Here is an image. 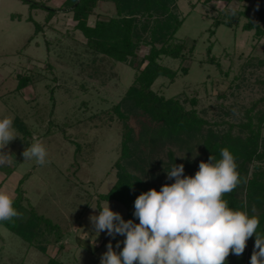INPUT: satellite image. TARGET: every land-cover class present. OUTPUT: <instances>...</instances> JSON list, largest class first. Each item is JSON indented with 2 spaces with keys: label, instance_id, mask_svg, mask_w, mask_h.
Masks as SVG:
<instances>
[{
  "label": "rangeland",
  "instance_id": "rangeland-1",
  "mask_svg": "<svg viewBox=\"0 0 264 264\" xmlns=\"http://www.w3.org/2000/svg\"><path fill=\"white\" fill-rule=\"evenodd\" d=\"M66 1L0 0V119L10 117L17 135L0 150L8 153L7 161L0 165V191L13 197L14 206L16 198L22 197L20 225L26 223L32 208L59 225L63 234L61 243L53 239L43 253L29 247L6 222L0 223V264H48L49 258L56 256L64 264H100L109 243L117 253L124 246V236L95 234L89 217L99 214L98 205L107 203L101 196L108 194L118 180L116 162L121 157L123 127L111 108L124 98L133 82L135 66L132 60L116 63L91 53L85 37L75 28L72 9L63 8L51 17L48 9L58 10ZM257 1L177 0L172 8L184 22L176 38L186 42L188 51L194 47V53L183 64L187 74L179 71L173 83L160 77L153 89L166 98H179L187 109H196L220 132L227 131L229 123L244 121L245 111L254 104L256 110H264V103L259 102L264 98V39L258 41L254 31L243 30L247 16L236 28L213 26L228 7L243 12ZM96 13L112 16L115 7L101 4ZM95 19H89V26H94ZM36 24L43 26L38 33ZM148 52L146 45L138 48L139 63ZM211 57L215 63L210 62ZM159 62L173 70L181 67L180 60L170 57H162ZM27 72L34 75L35 86L16 91L17 76ZM194 98L197 103L193 106L190 100ZM126 113L134 140L141 143L139 149L132 146L134 162L122 161L121 165L146 182L149 190L159 191L164 184L174 183L166 172L171 166L170 153L177 160L199 166L202 146L165 138L142 143L143 129L158 126L136 112ZM16 120L28 134L16 128ZM34 139L48 150V163L43 166L24 161L22 156ZM108 203L112 211L129 220L122 204ZM62 243L65 247L59 253ZM250 250L248 240L241 256L231 254L227 260L246 259Z\"/></svg>",
  "mask_w": 264,
  "mask_h": 264
},
{
  "label": "trees",
  "instance_id": "trees-1",
  "mask_svg": "<svg viewBox=\"0 0 264 264\" xmlns=\"http://www.w3.org/2000/svg\"><path fill=\"white\" fill-rule=\"evenodd\" d=\"M105 3L113 4L115 15L96 13L100 5ZM176 5L177 0H67L58 10L48 9L53 13L51 17L56 12H62L63 8L72 9L70 13L76 22L75 28L85 37L86 47L91 53L102 55L116 63L132 60V66H135L136 73L132 84L121 103L111 108V111L122 120L121 157L120 161L116 162L119 169L118 180L108 194L101 196V200L122 204L127 210V218L139 223L133 215L134 202L141 193L148 191L149 187L141 178L129 173L121 165L122 161L134 162L132 146L139 149L141 143L134 140V130L129 125V116L126 113L129 110L146 117L158 126L154 130L143 129L141 139L142 143L147 145L159 138L188 144L197 143L202 146L201 161L204 162H208L210 156L218 161L222 158L220 150L228 148L235 157L241 183L223 198L234 210L245 211L249 216L258 217L260 224L257 231L264 235V110H256L257 105L254 104L245 111L244 121L238 124L229 123V129L220 132L213 128V124L202 118L196 109H187L179 98H166L153 89L160 77L168 78L173 83L179 71L187 74L188 68L183 67V64L192 58L194 53V47L188 51L186 42L178 41L176 38L184 22L172 8ZM247 11L250 12L249 15ZM93 16L96 18L95 24L89 26V19ZM244 16H247V22L243 25V30L254 31V39L258 41L264 39V0H258L254 7L246 11L235 10V16L226 15V11H223L213 26L224 24L229 28H236ZM51 19L49 18L48 22ZM42 27L36 24V33L42 30ZM211 33L215 32L211 30ZM142 45L149 47V52L139 63L137 51ZM211 48L209 47V53ZM162 57L180 60L181 67L173 70L162 65L159 62ZM210 62L215 63L216 59L211 57ZM217 65L220 66V63ZM17 80L16 91L25 90L36 83L34 75L28 72L19 74ZM54 91L53 88L51 93ZM259 102L264 103V98ZM190 103L194 106L197 100L191 99ZM15 122L18 130L26 131L19 120ZM79 151L80 147L77 145L76 152ZM174 164L184 165L185 176L195 175L199 169V166H192L190 161L177 160L174 153H170L171 166L166 168V172ZM22 203V197H17L14 207L18 212ZM98 207L101 208L100 205ZM28 212L26 223L20 225L19 219L15 218L13 222H6L7 227L27 241L29 247L43 253H47L53 239L56 243L62 242L63 234L59 225L53 224L32 208ZM249 241L251 243L249 257L246 259L241 257V260L236 262L227 260V264H250L255 235ZM64 247V243L60 244L59 253ZM48 264L64 263L56 256L50 257Z\"/></svg>",
  "mask_w": 264,
  "mask_h": 264
},
{
  "label": "clouds",
  "instance_id": "clouds-1",
  "mask_svg": "<svg viewBox=\"0 0 264 264\" xmlns=\"http://www.w3.org/2000/svg\"><path fill=\"white\" fill-rule=\"evenodd\" d=\"M226 15L235 16L228 7ZM10 117L0 119V150L17 138ZM0 151V165L7 161ZM24 161L39 166L48 163V150L37 139L22 152ZM201 161L194 176L184 175V165L174 164L167 171L174 183L141 193L134 202L135 223L125 221L110 209L107 201L98 215L89 217L95 234L121 235L123 248L118 253L111 243L100 264H227L229 255L241 256L247 241L255 235L250 264H264V235L258 233L259 218L234 210L223 198L241 183L234 155L228 148ZM93 209H97L92 207ZM20 213L13 197L0 191V223L13 222ZM97 235V236H98ZM119 242L117 247H119Z\"/></svg>",
  "mask_w": 264,
  "mask_h": 264
}]
</instances>
